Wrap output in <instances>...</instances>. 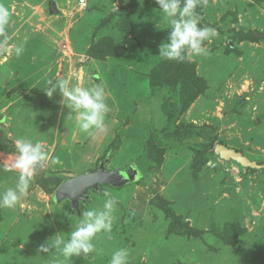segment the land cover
<instances>
[{"label": "rangeland", "instance_id": "1", "mask_svg": "<svg viewBox=\"0 0 264 264\" xmlns=\"http://www.w3.org/2000/svg\"><path fill=\"white\" fill-rule=\"evenodd\" d=\"M54 1L58 14L48 0H0L11 13L9 48L23 46L19 57L0 50V205L9 189L18 196L13 207L0 206V264H111L122 248L128 264H264V169L214 153L208 161L218 165L193 166L210 141L264 164V0H197L198 26L217 36L203 41L207 55L185 46L183 60L161 55L160 46L184 0L175 16L157 0H87L86 9ZM63 79L68 90L103 87V129H80ZM18 139L48 155L24 192L14 167ZM148 139L157 149L145 171ZM107 156L108 168L139 173L85 201L73 191L71 204L59 188ZM50 177L61 179L53 193L39 186ZM112 198V230L94 236L91 252L65 257L84 213L107 211Z\"/></svg>", "mask_w": 264, "mask_h": 264}, {"label": "clouds", "instance_id": "2", "mask_svg": "<svg viewBox=\"0 0 264 264\" xmlns=\"http://www.w3.org/2000/svg\"><path fill=\"white\" fill-rule=\"evenodd\" d=\"M163 12L168 16H175L180 6V0H157ZM197 5V0H184V6L179 12L180 19L172 21V30L169 35L168 42L160 46L161 55L170 59L183 60V49L188 46L196 55H207L208 49L201 45L204 40L217 36V31L211 26H198V19L193 15V10ZM10 11L3 4H0V50L11 54L15 53L17 57L23 52V46H14L11 50L8 45V37L5 34V27L9 23ZM186 17V18H185ZM68 81L66 79L59 81V87L63 95L67 98L68 103L79 111V127L83 132L92 134L93 129H103L104 115L109 110L104 103V89L97 86L96 88L87 89L75 87L71 90L66 88ZM53 89L47 90V95H52ZM16 149L19 156L14 162V167L21 170L20 184L17 187L21 192L27 190L28 178L33 174V170L40 162L48 159V155L41 148L40 144L33 145L23 139L16 141ZM56 159L52 160L53 164L58 163ZM105 195L110 193L105 191ZM18 201L16 192L9 189L3 196L2 205L13 207ZM117 200L115 198L108 199L104 208L107 211H86L84 219L80 225L71 232L70 240H68L62 251L65 257L73 254L79 255L81 251L85 254L93 250L92 239L94 236L104 230L110 232L112 230V219L110 213L114 209ZM59 242V238L57 240ZM129 252L126 248H122L115 252L111 264H128Z\"/></svg>", "mask_w": 264, "mask_h": 264}, {"label": "water", "instance_id": "3", "mask_svg": "<svg viewBox=\"0 0 264 264\" xmlns=\"http://www.w3.org/2000/svg\"><path fill=\"white\" fill-rule=\"evenodd\" d=\"M48 11L50 14H58L59 10L54 0H48ZM220 160L233 161L243 168L263 170L264 164H259L255 160H251L241 151L228 147L223 143H217L213 149ZM109 157H105L98 162L95 169H89L83 171L75 176L71 177L69 181L65 182L59 190L63 191L65 196L71 200L72 204V192L77 193L82 200H87L90 197L91 191L100 192L105 185L112 187H122L129 184L134 177L139 173L138 167L129 165L128 167L117 169L108 168ZM219 162H212L209 160L207 165L216 166ZM228 180L230 178L228 177Z\"/></svg>", "mask_w": 264, "mask_h": 264}, {"label": "trees", "instance_id": "4", "mask_svg": "<svg viewBox=\"0 0 264 264\" xmlns=\"http://www.w3.org/2000/svg\"><path fill=\"white\" fill-rule=\"evenodd\" d=\"M245 37L248 38H254L256 35L254 32H249L244 34ZM187 64H189V62L187 61ZM190 64L194 67V64H192L190 62ZM190 66V69H192V73L195 74L194 72V68ZM198 81L201 82L202 86L199 88V91H202L205 89V84L203 79H201L200 77L198 78L197 76L195 77ZM197 95V94H196ZM195 98V96L193 97ZM192 98V99H193ZM214 143L213 142H204L201 147L196 151L195 156L193 158V166L195 169L200 168L201 166L207 164L208 162V153H214L213 149H214ZM14 150V148H12ZM10 149V150H12ZM155 149H157V147H155L154 142L151 139H148L147 142V150L144 154V158L143 160H145V165L142 166V168L146 171V169L149 168L150 164V159H152L154 157V152L156 151ZM7 151H9L7 149ZM135 164H137V162L135 161ZM254 170V169H253ZM47 182H50V185H47ZM61 182V179L58 177H50L47 178V180H39V186H41V188L43 190H47L48 192H52L54 191V189L59 185V183ZM102 191V190H101ZM100 191V192H101Z\"/></svg>", "mask_w": 264, "mask_h": 264}, {"label": "built area", "instance_id": "5", "mask_svg": "<svg viewBox=\"0 0 264 264\" xmlns=\"http://www.w3.org/2000/svg\"><path fill=\"white\" fill-rule=\"evenodd\" d=\"M77 4L81 9H86L88 7L87 0H77ZM225 170L229 173H233L234 170L232 167H226Z\"/></svg>", "mask_w": 264, "mask_h": 264}, {"label": "crops", "instance_id": "6", "mask_svg": "<svg viewBox=\"0 0 264 264\" xmlns=\"http://www.w3.org/2000/svg\"><path fill=\"white\" fill-rule=\"evenodd\" d=\"M218 143H220V142H218ZM222 143V142H221ZM224 145H226L225 143H223ZM226 146H228V145H226ZM229 147V146H228ZM232 148H235V147H232ZM235 149H237V148H235ZM237 150H239V151H241L240 149H237ZM242 153H243V151H241ZM244 154V153H243ZM247 156V155H246Z\"/></svg>", "mask_w": 264, "mask_h": 264}]
</instances>
